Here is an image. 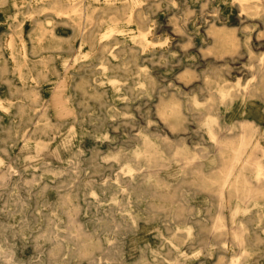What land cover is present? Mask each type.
Wrapping results in <instances>:
<instances>
[{
  "label": "rangeland",
  "instance_id": "1",
  "mask_svg": "<svg viewBox=\"0 0 264 264\" xmlns=\"http://www.w3.org/2000/svg\"><path fill=\"white\" fill-rule=\"evenodd\" d=\"M139 1L113 0L103 12L106 0H84L96 7V24L83 18L81 34L68 15L58 14L62 4L55 0H0V264H229L238 250L205 246L199 224L211 225L217 199L182 172L180 162L160 171L168 182L164 190L179 186L176 195L160 198L167 208L188 206L183 219L193 225L190 237L177 230L185 224L167 209L150 212L147 195L132 197L136 218H130L118 179H128L127 162L145 149L146 140L171 157L205 152L208 111L227 135L237 134L242 120L256 123L264 162V94L242 92L264 55V1ZM117 8L126 14L113 21ZM214 27L233 43L217 40ZM219 88L229 95L221 98ZM170 101L180 103L184 124L171 126L160 115ZM212 156L203 168L216 174L219 163ZM263 221L251 225L262 241L248 264H264ZM176 235L183 241L175 246ZM79 237L95 244L87 251L92 261L80 255Z\"/></svg>",
  "mask_w": 264,
  "mask_h": 264
},
{
  "label": "bare ground",
  "instance_id": "2",
  "mask_svg": "<svg viewBox=\"0 0 264 264\" xmlns=\"http://www.w3.org/2000/svg\"><path fill=\"white\" fill-rule=\"evenodd\" d=\"M84 0H55V3H60L61 6L57 7L56 10L59 15H68L71 21L68 23L77 29L79 33L84 34L85 27L83 18L90 20L89 24H96L95 22V11L96 7L92 8L89 5L83 3ZM97 1V0H96ZM130 1V0H129ZM242 4L244 0H240ZM264 1V0H263ZM99 2V1H98ZM113 0H106L109 5L107 9H111ZM133 3H138L139 0H131ZM174 2V1H173ZM176 2V1H175ZM130 3V2H129ZM97 4V3H96ZM102 4V3H101ZM117 4V3H116ZM119 4V3H118ZM132 4V3H131ZM130 7V6H129ZM135 8V7H134ZM92 9V10H89ZM186 9V8H185ZM190 9V8H189ZM184 10V9H183ZM24 13V12H23ZM126 13L119 10L115 11L114 16L111 18L113 21L119 20ZM188 14V13H187ZM130 18L132 12L127 14ZM257 16V15H256ZM178 18V17H177ZM180 18V17H179ZM257 18V17H256ZM180 22V21H178ZM221 24V23H220ZM227 24V23H226ZM257 24V23H256ZM34 26V25H32ZM123 28V25H121ZM129 27V26H128ZM150 27V26H149ZM172 27V26H171ZM182 28V27H181ZM110 31L114 30V26H109ZM116 30V29H115ZM150 30V29H149ZM183 30V28H182ZM214 34H217L221 38L217 40L222 43L230 42L233 40L229 33L223 32L221 29L214 27L212 29ZM251 31V30H250ZM47 30L41 32L39 40L41 41L43 36L46 35ZM116 32V31H114ZM102 33V32H100ZM107 33V32H106ZM187 34V32H185ZM105 34V33H104ZM110 34V33H109ZM142 35V34H141ZM56 36V35H55ZM117 36V35H116ZM120 36V35H119ZM143 36V35H142ZM145 36V35H144ZM171 36V35H170ZM17 37V36H16ZM130 37V36H128ZM172 37V36H171ZM253 38V37H252ZM53 39V38H52ZM102 37L100 38V40ZM144 39V38H143ZM186 40V39H185ZM17 41V40H16ZM54 41V39H53ZM11 42V41H10ZM52 42V41H51ZM55 42V41H54ZM18 43V42H17ZM160 44V43H158ZM4 45V44H3ZM11 45V44H10ZM24 45V44H23ZM36 45V44H35ZM43 44L41 43V46ZM51 45V44H50ZM37 46V45H36ZM204 46V45H203ZM6 47V46H5ZM22 47V46H21ZM32 47V46H31ZM46 47V46H45ZM44 47V48H45ZM80 47V45H79ZM148 47V46H147ZM243 47V46H242ZM8 48V47H7ZM26 48V47H25ZM48 48V47H47ZM53 48V47H52ZM6 49V48H5ZM167 49V48H166ZM20 50V49H19ZM30 50V49H29ZM41 50V49H40ZM16 51V50H15ZM14 51V52H15ZM37 51V49H36ZM47 51V50H46ZM174 51V50H173ZM10 52V50H9ZM20 52V51H19ZM32 52V51H31ZM39 52V51H38ZM145 52H147L145 50ZM18 53V52H17ZM25 53V51H24ZM34 53V52H33ZM32 53V54H33ZM40 53V52H39ZM38 53V54H39ZM243 53V52H242ZM31 54V55H32ZM152 54V53H151ZM18 55V54H17ZM16 55V57H17ZM22 55V54H21ZM47 55V54H46ZM84 55V54H83ZM26 56V53H25ZM184 56V55H183ZM73 57V56H72ZM150 57V56H148ZM4 58V56H3ZM75 58V57H74ZM86 58V57H85ZM81 59V58H80ZM20 60V59H18ZM37 60V59H36ZM90 60V59H88ZM162 60V59H161ZM12 61V60H11ZM39 61V60H38ZM165 61V60H164ZM20 61H18L19 63ZM32 62V61H31ZM36 62L35 60L32 62ZM31 63V64H32ZM49 63V62H48ZM37 64V63H36ZM102 64V63H100ZM40 65V64H39ZM164 65V64H163ZM43 66V65H42ZM41 66V67H42ZM102 66V65H101ZM100 66V67H101ZM23 67V66H22ZM51 67V66H50ZM56 67V66H55ZM65 71L69 70L66 66ZM76 67V66H75ZM85 68V67H84ZM12 69V68H11ZM34 69V68H33ZM67 69V70H66ZM71 69V68H70ZM143 69V68H142ZM145 69V68H144ZM39 70V69H37ZM31 71V70H30ZM10 71H8L9 73ZM24 72V71H23ZM32 72V71H31ZM50 72V71H49ZM151 72V71H150ZM153 72V71H152ZM7 73V74H8ZM26 73V72H25ZM139 73V72H138ZM137 73V75H138ZM187 73V72H186ZM145 74V73H144ZM183 74V73H182ZM35 75V74H34ZM47 75V74H46ZM63 75V74H62ZM181 75V74H180ZM24 76V74H23ZM39 76V75H38ZM48 76V75H47ZM68 76V75H67ZM174 76V75H173ZM182 76V75H181ZM3 77V76H2ZM19 77V76H18ZM27 77V76H26ZM59 77V76H58ZM63 77V76H62ZM4 78V77H3ZM15 78V77H13ZM35 78V77H34ZM39 78V77H38ZM48 78V77H47ZM182 78V77H181ZM64 79V78H63ZM62 79V80H63ZM67 79V78H66ZM20 80V77H19ZM39 80V79H38ZM42 80V79H41ZM109 80V79H108ZM183 80V79H181ZM23 81V80H21ZM59 81V80H58ZM57 82V81H56ZM39 83V82H38ZM60 83V82H59ZM58 83V84H59ZM64 83V82H63ZM104 84V83H103ZM124 84V83H123ZM27 85V84H26ZM35 85V84H34ZM62 85V84H60ZM12 86V85H11ZM63 86V85H62ZM21 87V86H20ZM39 87V86H38ZM61 87V86H60ZM99 87V86H98ZM7 88V87H6ZM25 88V87H24ZM23 88V89H24ZM36 88V87H35ZM170 88V87H168ZM26 89V88H25ZM171 89V88H170ZM174 89V88H172ZM176 89V88H175ZM174 89V90H175ZM14 90V89H13ZM66 90V89H65ZM150 90V89H149ZM176 91V90H175ZM62 92V91H61ZM155 92V91H154ZM219 96L225 98L229 95V92L223 88L218 90ZM242 92L245 95L264 94V55L258 59L256 68L252 71L251 78L243 86ZM15 93V92H13ZM63 93V92H62ZM166 93V92H165ZM19 95V94H17ZM22 95V94H21ZM56 95V93H55ZM32 96V95H30ZM54 96V95H53ZM23 97V96H22ZM16 98V97H15ZM43 98V97H42ZM55 98V97H54ZM57 103L61 105V94L56 96ZM9 99V98H7ZM12 99V98H11ZM141 100V99H140ZM250 100V99H249ZM256 100V99H255ZM244 101V100H243ZM254 101V100H253ZM30 102V101H29ZM140 102V101H139ZM165 102V100H164ZM23 103V102H22ZM27 103V102H26ZM142 103V102H140ZM234 103V102H233ZM32 104V103H31ZM44 104V103H43ZM240 104V103H239ZM242 104V103H241ZM261 104V103H260ZM38 105V104H37ZM49 105V104H48ZM137 105V104H136ZM140 105V104H139ZM243 105V104H242ZM16 106V105H15ZM30 106V105H29ZM264 106V105H263ZM28 107V106H27ZM34 107V106H33ZM63 107V106H62ZM235 107V106H234ZM6 108V107H5ZM8 109V108H7ZM66 109V108H65ZM248 109V108H247ZM261 109V108H260ZM42 110V109H41ZM158 110V108H157ZM229 110V109H228ZM154 111V110H153ZM160 115L166 119L171 120V126H177L183 123V115L181 105L179 102L170 101L162 104L158 110ZM233 111V110H232ZM15 112V111H14ZM25 112V111H24ZM254 113V111H252ZM33 113V112H32ZM158 113V115H159ZM260 113V112H259ZM20 114V113H19ZM18 114V115H19ZM35 114V113H34ZM240 114V113H239ZM51 115V114H50ZM132 115V113H131ZM207 118L205 123L207 126V132L210 138V148L206 149L203 153H180L171 156H167L159 149L156 143L152 140H146L144 150L137 152V154L127 162V172L129 174L128 179H118V185L120 191L123 194H127V200L123 204L124 212L132 218H136L135 211H133L134 201L133 196L139 200L145 199L146 195L151 198L150 204L154 208L150 212H156L161 208L167 209L166 213H171L179 217L180 222L184 223L185 226H177V230H184L186 236L190 237L193 234V225L187 226L186 209L188 206L185 204H178L167 208L161 204V196H173L179 190V186L174 187L172 190H164V187L168 186V182L160 175V171L164 168L169 167L171 161L180 162V170L188 173L191 179L197 184L213 193L217 199V211L214 214V220L211 225L205 223L199 224L203 232V242L207 248H210L215 244L220 245L225 250H230L232 247H237V251L232 253L229 258V264H248L251 256L257 254L259 249L258 244L262 241V237L257 231L251 228L254 223H259L264 220V162L259 151L263 150L259 140V126L256 123H252L250 120H242L240 123V131L237 134L227 135L221 130L222 127L218 122V116L211 113L210 111L204 113ZM20 116V115H19ZM38 116V115H37ZM160 116V117H161ZM41 117V116H40ZM123 117V116H122ZM240 117V116H239ZM52 118V116H51ZM241 118V117H240ZM11 119V118H10ZM44 119V118H43ZM248 119V118H247ZM21 120V119H19ZM125 120V119H124ZM154 120V119H152ZM237 120V119H236ZM259 120V119H258ZM71 121V120H70ZM225 121V120H224ZM233 121V120H232ZM54 122V121H53ZM57 122V121H56ZM226 122V121H225ZM47 123V122H46ZM65 123V122H64ZM150 123L153 124L151 121ZM184 124V123H183ZM227 124V123H226ZM20 125V124H19ZM57 125V124H56ZM73 125V124H72ZM135 125V124H134ZM163 125V123H162ZM165 125V124H164ZM228 125V124H227ZM232 125V124H231ZM115 126V125H114ZM30 127V126H29ZM62 127V126H61ZM124 129V127H122ZM160 128V127H159ZM168 129V128H167ZM22 130V129H21ZM34 130V129H33ZM44 130V129H43ZM263 130V129H262ZM15 131V130H14ZM189 131V130H188ZM226 131V130H225ZM43 132V131H42ZM28 133V132H27ZM51 133V132H50ZM167 133V132H166ZM12 134V133H11ZM22 134V133H21ZM20 134V135H21ZM35 134V133H34ZM137 134V133H136ZM205 134V133H204ZM18 135V134H17ZM30 135V134H29ZM28 135V136H29ZM55 135V134H54ZM69 135V134H68ZM67 135V136H68ZM66 136V137H67ZM119 136V135H118ZM15 137V136H14ZM21 137V136H20ZM58 137V136H57ZM73 137V136H71ZM69 137V138H71ZM88 137V136H87ZM181 137V136H180ZM17 138V137H16ZM27 138V137H26ZM34 138V137H33ZM205 138V137H204ZM13 139V138H12ZM66 139V138H65ZM150 139V138H149ZM20 140V139H19ZM62 140V139H61ZM69 140V139H68ZM121 140V139H120ZM25 141V140H24ZM30 141V140H29ZM39 141V140H38ZM72 141V140H71ZM93 141V140H92ZM144 141V138H143ZM155 141V140H154ZM167 141V140H166ZM194 141V140H193ZM57 142V141H56ZM65 142V141H63ZM62 142V144H64ZM68 142V141H67ZM165 142V141H163ZM168 142V141H167ZM196 142V141H195ZM194 142V143H195ZM27 143V142H25ZM48 143V142H47ZM70 142H68L69 144ZM56 144H59L56 143ZM66 144V143H65ZM169 144V143H168ZM12 145V144H11ZM3 146V145H2ZM35 146V145H34ZM54 146V145H52ZM51 146V147H52ZM6 147V146H5ZM43 147V146H42ZM63 147V146H62ZM61 147V148H62ZM65 147V146H64ZM94 148V147H93ZM45 149V148H44ZM35 150V149H34ZM58 150V149H57ZM65 150V148H64ZM83 150V149H82ZM180 150V149H179ZM210 153L213 154L212 161L218 162V171L216 174H210L203 168L204 160L210 159ZM75 154V153H74ZM76 156V154H75ZM1 162V161H0ZM49 163V161H47ZM178 165V164H177ZM175 165V166H177ZM210 165V164H209ZM12 166V165H11ZM179 166V165H178ZM174 167V166H173ZM77 170V169H76ZM180 171V173H181ZM1 172V171H0ZM13 172V171H12ZM177 172V171H175ZM48 173V172H47ZM52 173V172H51ZM172 173V172H171ZM174 173V171H173ZM17 174V173H16ZM13 175V173H12ZM19 175V174H18ZM22 175V174H21ZM42 175V174H41ZM171 175V174H170ZM169 175V176H170ZM8 176V175H7ZM17 176V175H16ZM18 178V177H17ZM35 178V177H34ZM189 178V177H188ZM14 179V178H13ZM19 179V178H18ZM37 179V177L35 178ZM137 179L139 183H136ZM38 180V179H37ZM167 180V179H166ZM30 181V180H29ZM169 181V180H168ZM21 182V181H20ZM3 183V182H2ZM18 183V182H17ZM8 184V183H7ZM30 186V185H28ZM37 188V187H36ZM40 192V191H39ZM42 193V192H41ZM113 193V192H112ZM45 195V194H44ZM43 197V196H42ZM47 197V196H46ZM204 197V196H203ZM22 198V197H21ZM40 198V197H39ZM189 198V197H188ZM117 199V198H116ZM196 199V198H195ZM198 199V198H197ZM205 199V198H204ZM203 199V200H204ZM48 200V199H47ZM118 200V199H117ZM199 200V199H198ZM51 201V200H50ZM205 201V200H204ZM44 202V201H43ZM75 202V201H74ZM207 202V201H206ZM20 203V202H19ZM51 203V202H50ZM55 203V202H54ZM53 203V204H54ZM58 203V202H57ZM196 203V201H195ZM199 203V202H198ZM24 204V203H22ZM68 204V203H67ZM90 204V203H89ZM192 204V203H191ZM21 205V204H20ZM50 205V204H49ZM69 205V204H68ZM77 205V204H76ZM58 206V205H57ZM55 208V207H54ZM193 208V207H192ZM65 209V208H64ZM48 210V209H47ZM193 210V209H192ZM199 210V209H198ZM225 210L228 211L225 213ZM191 211V210H190ZM49 212V211H48ZM198 214V213H197ZM188 216V215H187ZM115 218V217H113ZM70 221L73 223L72 227L75 231L80 232V227L76 224V220L71 216ZM25 222V221H24ZM61 222V221H60ZM118 222V221H117ZM264 222V221H263ZM132 223V222H131ZM134 223V222H133ZM139 223V222H138ZM26 224V223H25ZM28 225V224H27ZM30 225V224H29ZM158 225V224H157ZM262 225V224H261ZM24 226V225H23ZM55 226V225H54ZM63 226V225H62ZM28 227V226H27ZM30 227V226H29ZM108 227V226H107ZM22 228V227H21ZM109 228V227H108ZM134 228V227H133ZM162 228V227H161ZM264 229V226H262ZM48 229V228H47ZM54 229V228H52ZM44 230V229H43ZM56 231V230H55ZM54 231V232H55ZM52 234V233H51ZM59 234V233H57ZM66 234V233H65ZM81 233H79L80 235ZM60 235V234H59ZM69 235V234H68ZM150 236V235H149ZM184 236V235H183ZM48 237V236H47ZM62 237V236H61ZM65 237V236H64ZM83 237V236H82ZM166 237V236H165ZM169 237V236H167ZM77 238V237H76ZM80 238V237H79ZM45 239V238H44ZM48 239V238H47ZM82 239V247H79V252L82 257L92 261L94 259L92 254H88L87 251L90 247L95 244ZM58 240V239H57ZM69 240V239H68ZM39 241V240H38ZM37 241V242H38ZM45 241V240H44ZM54 241V240H53ZM66 241V240H65ZM64 241V242H65ZM70 241V240H69ZM171 241V240H170ZM183 238L176 235L173 239V245H178ZM41 242V241H40ZM40 242H38L40 244ZM47 242V241H46ZM51 243V242H50ZM53 243V242H52ZM66 243V242H65ZM108 243V242H107ZM98 245V244H97ZM66 246V245H65ZM37 247V246H36ZM42 247V246H41ZM50 248V247H49ZM113 249V248H112ZM2 250V249H1ZM59 249H55L52 252L53 256L58 254ZM209 250V251H210ZM3 251V250H2ZM47 252V251H46ZM118 252V251H117ZM107 253V252H106ZM181 253V252H180ZM8 254V253H6ZM5 254V255H6ZM156 254V253H155ZM2 255V254H1ZM66 255V254H65ZM77 255V254H76ZM110 255V254H109ZM176 255V254H175ZM10 256V254H9ZM61 256H63L61 254ZM159 256V255H158ZM180 256V255H179ZM182 256V255H181ZM223 256V255H222ZM75 257V256H74ZM140 257V256H139ZM153 258V257H152ZM5 259V258H4ZM7 259V258H6ZM11 259V258H10ZM74 259V258H73ZM155 259V257H154ZM183 259V258H182ZM53 260V259H51ZM58 260V258L56 259ZM70 260V259H69ZM122 260V259H121ZM140 260V259H139ZM181 260V259H180ZM190 260V259H189ZM223 260V259H222ZM55 261V260H53ZM119 261V260H118ZM143 261V260H142ZM9 262V261H8ZM144 262V261H143ZM50 263V262H49ZM64 263V262H63ZM98 263V262H97ZM100 263V262H99ZM175 263V262H174ZM188 263V262H187Z\"/></svg>",
  "mask_w": 264,
  "mask_h": 264
}]
</instances>
